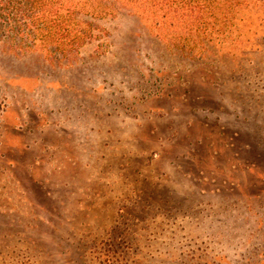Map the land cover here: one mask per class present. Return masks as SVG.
<instances>
[{
	"label": "rangeland",
	"instance_id": "1",
	"mask_svg": "<svg viewBox=\"0 0 264 264\" xmlns=\"http://www.w3.org/2000/svg\"><path fill=\"white\" fill-rule=\"evenodd\" d=\"M219 17L0 40V264H264V0Z\"/></svg>",
	"mask_w": 264,
	"mask_h": 264
},
{
	"label": "trees",
	"instance_id": "2",
	"mask_svg": "<svg viewBox=\"0 0 264 264\" xmlns=\"http://www.w3.org/2000/svg\"><path fill=\"white\" fill-rule=\"evenodd\" d=\"M238 0H0V40L52 56L77 52L98 37L99 21L119 7L153 12L156 26L189 21L205 33ZM146 8V9H145ZM188 23V22H187ZM190 23H188L190 25ZM193 26V25H192ZM220 28L218 27L217 30Z\"/></svg>",
	"mask_w": 264,
	"mask_h": 264
}]
</instances>
